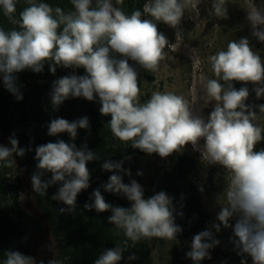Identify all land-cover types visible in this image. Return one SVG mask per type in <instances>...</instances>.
<instances>
[{
	"label": "clouds",
	"instance_id": "9594fccd",
	"mask_svg": "<svg viewBox=\"0 0 264 264\" xmlns=\"http://www.w3.org/2000/svg\"><path fill=\"white\" fill-rule=\"evenodd\" d=\"M70 2L72 10L65 11L42 0H25L27 6L17 17L19 0H0L3 16L14 26L10 30L0 27V80L5 89L20 101L23 95L17 73H42L45 64L53 75L57 67L83 68L85 75L72 73L52 81L49 96L53 111L69 98L90 102L98 99L100 114L111 117L106 127L114 138L161 158L182 153L191 144L202 160L221 166L228 175L217 197L224 202L219 204L215 221L193 236L186 258L193 264L210 260L211 250L221 243L216 234L231 229L229 240L241 258L240 264H248L249 257L252 264H264V148L255 150L264 141V128L256 123L264 118V104L247 103L251 94L248 84L253 85L251 91L257 100L264 98V59L253 49L249 38L231 40L226 50L208 57L215 78L201 76V84L206 103L215 104L205 118L194 112L182 95L171 91H154L141 103L138 71L129 63L133 61L145 71L156 72L165 57V48L171 47L157 22L177 27L185 11L195 6L193 0H150L143 11L135 9L130 15L116 6L122 5L123 0H116L115 5L113 0ZM225 5L226 0H213L209 14L226 19ZM145 15L151 18H143ZM247 20L251 35L264 43V7L252 4ZM196 62L199 63L198 58ZM234 81L245 86L237 89ZM89 128L87 116L71 122L57 117L47 125V135L67 133L75 141L78 129ZM9 144H0V167L16 166L13 155L23 157L32 150L19 147L15 133L9 137ZM34 158V192L44 196L49 187L59 184L51 199L67 206L59 209L61 213L74 212L78 194L90 187L87 165L101 157L86 143L78 148L74 142L57 139L37 146ZM125 160L131 157L103 161L102 170L112 174L92 192V203L84 204L89 211H110L108 222L122 230L125 237L115 247L104 250L94 264H120L123 253L141 239L176 241L183 231L175 219L184 213L177 212L173 198L165 191L145 198L144 188L135 179L123 182L124 176L132 175L130 169L123 167ZM46 172L51 173V178L44 180ZM136 175L143 176V172ZM101 188L122 195L131 206L108 203ZM199 191L203 193V186ZM3 255L5 259L0 264H37L33 257L19 251L8 250ZM127 259L137 257L130 255ZM48 264H64V260L54 256Z\"/></svg>",
	"mask_w": 264,
	"mask_h": 264
},
{
	"label": "trees",
	"instance_id": "16d2710c",
	"mask_svg": "<svg viewBox=\"0 0 264 264\" xmlns=\"http://www.w3.org/2000/svg\"><path fill=\"white\" fill-rule=\"evenodd\" d=\"M42 2L49 3L53 7L59 6L65 11L72 10L70 0H42ZM149 2L150 0H123L122 5L116 6L130 15L135 9L143 11V6ZM113 4H116V0H113ZM26 6L25 0H19L17 17ZM143 18L151 17L145 15ZM0 27H4L5 30L14 27L3 16L2 9H0ZM157 27L164 34V23L157 22ZM129 63L138 71L140 89L143 80L150 82L154 80L148 71L140 68L135 62L129 61ZM72 73L86 74L83 68L57 67L53 75L49 72L47 64L42 73H34L31 70L17 73V84L23 95V100L20 101L5 89L0 80V144L10 146L9 137L15 133L19 147L32 149L26 151L23 157L13 155L16 166L0 167V262L5 259L3 254L8 250L31 256L30 241L33 231L49 233L55 244L56 258L64 260V264H94L104 250L115 247L125 239L122 230L116 229L108 222L110 211L103 213H98L95 209L89 211L84 209V204L92 203L89 199L92 192L106 183L112 174L102 170L104 160H122L125 156H130L131 160H125L123 167L130 169L132 175L124 176L123 182L129 183L130 180L135 179L140 184V177L136 175L138 172L136 163L145 153L133 149L130 143L125 144L113 137L110 129L106 127L111 117L100 114L101 105L98 99L90 102L84 98H69L53 111L49 96L52 81ZM140 100L141 103L147 101L141 96ZM84 116L89 118L90 128L78 129L75 141H71L67 133L55 137L47 135V125L52 119L59 117L71 122ZM57 139L74 142L78 148L86 143L90 150L101 157L100 160L88 163L87 167L91 174L90 187L78 194L76 209L72 213H61L59 209L67 206L51 199L58 190L59 184L49 187L44 196L37 194L32 188L31 176L37 171L35 148L48 142H55ZM262 148L264 141L257 144L255 150ZM152 155L159 156L155 153ZM169 157L170 169L162 173L159 182L143 187L145 198L159 191H165L172 197L177 212L184 213L183 216L176 215L175 223L183 229L177 237L182 241H191L195 234L208 226L201 205L200 186L196 183L197 161L189 151L174 153ZM13 171L18 173L17 184L9 182L8 175ZM50 178L51 173L48 172L42 177L44 180ZM20 191L28 193L33 204L41 212L42 220L21 207L18 195ZM101 192L105 200L114 206H131L122 195L104 192L102 188ZM182 196L183 200H181ZM161 240L160 238L141 239L134 247L123 253L124 258L120 264H148L151 258V246ZM226 247L228 250H233V244L229 241ZM130 255H135L137 259L128 260L127 257Z\"/></svg>",
	"mask_w": 264,
	"mask_h": 264
},
{
	"label": "rangeland",
	"instance_id": "374dc122",
	"mask_svg": "<svg viewBox=\"0 0 264 264\" xmlns=\"http://www.w3.org/2000/svg\"><path fill=\"white\" fill-rule=\"evenodd\" d=\"M212 2L213 0H193L195 6H190L185 11L177 27L164 24V34L171 47L165 48V57L160 62L159 69L156 72L148 71L154 80H143L141 97L148 100L154 91H171L182 95L190 102L194 112L207 118L215 104V101L206 103L201 84V76L215 78L208 57L220 50H226L229 41L248 37L253 49L264 59V43L251 35L247 20V10L252 4L264 7V0H226V19L209 14ZM233 85L237 89L245 86L241 82H233ZM247 87L251 93L247 103L264 104V98H255V93L251 91L253 85L248 84ZM256 123L264 128V118ZM200 143L203 144V141ZM183 151H189L197 161L196 183L204 188L203 193L201 192V205L209 226L215 221L219 204L224 202L222 197H217L222 193L229 177L221 166L208 165L206 160H202L200 152L193 150L191 144ZM170 165V157L161 158L146 153L139 157L136 166L138 171L143 172V176H139L141 186L148 187L158 183L162 173L170 169ZM20 204L26 212L43 219L28 193L25 192L21 197ZM230 236L231 229H222L216 234V238L221 241L220 245L211 250L210 260L205 259L200 264H240L241 258L234 250H228L226 247ZM190 244L191 241H182L178 237L176 241L162 239L151 246L148 264H193L185 255L190 250ZM30 253L37 264L41 260L48 264V261L56 256L55 244L48 232H32ZM248 264H252L250 257Z\"/></svg>",
	"mask_w": 264,
	"mask_h": 264
},
{
	"label": "built area",
	"instance_id": "2783aa9c",
	"mask_svg": "<svg viewBox=\"0 0 264 264\" xmlns=\"http://www.w3.org/2000/svg\"><path fill=\"white\" fill-rule=\"evenodd\" d=\"M18 175V173L16 171H13L11 174H9V182L12 184H17V179L16 176ZM25 194V191H20L18 193L19 195V200L21 201V197Z\"/></svg>",
	"mask_w": 264,
	"mask_h": 264
},
{
	"label": "bare ground",
	"instance_id": "6f19581e",
	"mask_svg": "<svg viewBox=\"0 0 264 264\" xmlns=\"http://www.w3.org/2000/svg\"><path fill=\"white\" fill-rule=\"evenodd\" d=\"M196 102V101H195Z\"/></svg>",
	"mask_w": 264,
	"mask_h": 264
}]
</instances>
